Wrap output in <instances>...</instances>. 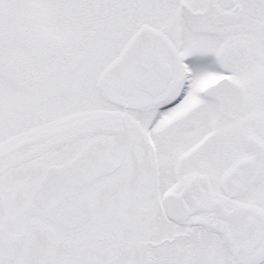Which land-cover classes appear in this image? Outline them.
<instances>
[{
    "label": "snow or ice",
    "instance_id": "snow-or-ice-1",
    "mask_svg": "<svg viewBox=\"0 0 264 264\" xmlns=\"http://www.w3.org/2000/svg\"><path fill=\"white\" fill-rule=\"evenodd\" d=\"M0 264H264V0H0Z\"/></svg>",
    "mask_w": 264,
    "mask_h": 264
}]
</instances>
